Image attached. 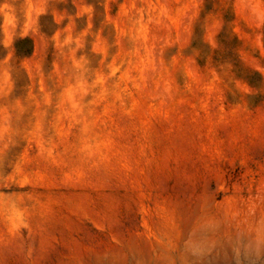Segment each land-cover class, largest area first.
<instances>
[{
	"label": "rangeland",
	"instance_id": "rangeland-1",
	"mask_svg": "<svg viewBox=\"0 0 264 264\" xmlns=\"http://www.w3.org/2000/svg\"><path fill=\"white\" fill-rule=\"evenodd\" d=\"M0 264H264V0H0Z\"/></svg>",
	"mask_w": 264,
	"mask_h": 264
},
{
	"label": "trees",
	"instance_id": "trees-1",
	"mask_svg": "<svg viewBox=\"0 0 264 264\" xmlns=\"http://www.w3.org/2000/svg\"><path fill=\"white\" fill-rule=\"evenodd\" d=\"M29 53V52H28Z\"/></svg>",
	"mask_w": 264,
	"mask_h": 264
}]
</instances>
